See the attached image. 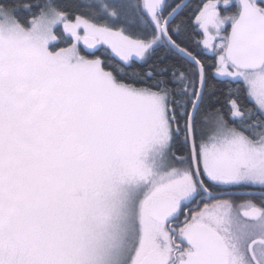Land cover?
I'll return each instance as SVG.
<instances>
[{
    "label": "snow or ice",
    "instance_id": "1",
    "mask_svg": "<svg viewBox=\"0 0 264 264\" xmlns=\"http://www.w3.org/2000/svg\"><path fill=\"white\" fill-rule=\"evenodd\" d=\"M0 264H264V0H0Z\"/></svg>",
    "mask_w": 264,
    "mask_h": 264
},
{
    "label": "trees",
    "instance_id": "2",
    "mask_svg": "<svg viewBox=\"0 0 264 264\" xmlns=\"http://www.w3.org/2000/svg\"><path fill=\"white\" fill-rule=\"evenodd\" d=\"M58 46L62 47V46H65V45L60 44V45H58ZM97 54H98V55H101V54H102V50H101V52H99V53H97Z\"/></svg>",
    "mask_w": 264,
    "mask_h": 264
},
{
    "label": "flooded vegetation",
    "instance_id": "3",
    "mask_svg": "<svg viewBox=\"0 0 264 264\" xmlns=\"http://www.w3.org/2000/svg\"><path fill=\"white\" fill-rule=\"evenodd\" d=\"M190 207H191V206H190ZM183 218H184V217H183V215H181V217H180V221H182V220H183Z\"/></svg>",
    "mask_w": 264,
    "mask_h": 264
}]
</instances>
